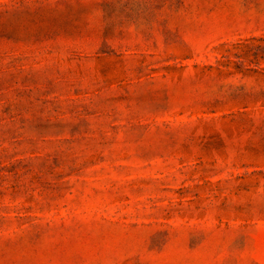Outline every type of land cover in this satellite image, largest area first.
<instances>
[{"label": "rangeland", "instance_id": "1", "mask_svg": "<svg viewBox=\"0 0 264 264\" xmlns=\"http://www.w3.org/2000/svg\"><path fill=\"white\" fill-rule=\"evenodd\" d=\"M0 264H264V0H0Z\"/></svg>", "mask_w": 264, "mask_h": 264}]
</instances>
